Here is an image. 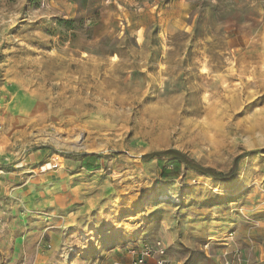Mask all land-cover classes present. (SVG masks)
Listing matches in <instances>:
<instances>
[{
    "label": "rangeland",
    "instance_id": "rangeland-1",
    "mask_svg": "<svg viewBox=\"0 0 264 264\" xmlns=\"http://www.w3.org/2000/svg\"><path fill=\"white\" fill-rule=\"evenodd\" d=\"M143 244L264 264V0H0V264Z\"/></svg>",
    "mask_w": 264,
    "mask_h": 264
},
{
    "label": "built area",
    "instance_id": "built-area-1",
    "mask_svg": "<svg viewBox=\"0 0 264 264\" xmlns=\"http://www.w3.org/2000/svg\"><path fill=\"white\" fill-rule=\"evenodd\" d=\"M232 235V233H230ZM128 253L132 258L133 264H163L164 260L159 258L154 263H150L149 259L152 258L154 251L148 244H143L140 247H130ZM159 254H164V249L159 250Z\"/></svg>",
    "mask_w": 264,
    "mask_h": 264
},
{
    "label": "water",
    "instance_id": "water-1",
    "mask_svg": "<svg viewBox=\"0 0 264 264\" xmlns=\"http://www.w3.org/2000/svg\"><path fill=\"white\" fill-rule=\"evenodd\" d=\"M93 153H97V152H85V154H93ZM158 155H166V156L173 157L175 159L183 161L184 163H186L187 165L193 167L196 170H199V171H201L203 173H207V168H204L200 164L192 161L183 152H181L179 150H176V149H172V148L165 149V150H162V151L142 154V155H140V157L141 158H152V157L158 156ZM131 156H133V155H131Z\"/></svg>",
    "mask_w": 264,
    "mask_h": 264
},
{
    "label": "trees",
    "instance_id": "trees-1",
    "mask_svg": "<svg viewBox=\"0 0 264 264\" xmlns=\"http://www.w3.org/2000/svg\"><path fill=\"white\" fill-rule=\"evenodd\" d=\"M237 169H238V164L235 163V165L232 168V170L229 173H227V174L217 173L216 171H214L212 169H209V168H207V174H210L213 177L218 178V179L229 181V180H232L235 177Z\"/></svg>",
    "mask_w": 264,
    "mask_h": 264
},
{
    "label": "crops",
    "instance_id": "crops-1",
    "mask_svg": "<svg viewBox=\"0 0 264 264\" xmlns=\"http://www.w3.org/2000/svg\"><path fill=\"white\" fill-rule=\"evenodd\" d=\"M59 188H60V186L53 187V188H51V189L49 190L50 192H46V191H45V192L43 193V195L47 194V195L51 196V193H52V195H54V193L56 194V193L58 192ZM58 193H59V192H58ZM41 207L44 208L43 210H48V211L50 212V215H49V216H52V215H51L52 211H55V209L53 210V207H54V206L51 205V199H50V202H49V201H45V202L42 204Z\"/></svg>",
    "mask_w": 264,
    "mask_h": 264
},
{
    "label": "bare ground",
    "instance_id": "bare-ground-1",
    "mask_svg": "<svg viewBox=\"0 0 264 264\" xmlns=\"http://www.w3.org/2000/svg\"><path fill=\"white\" fill-rule=\"evenodd\" d=\"M79 146V145H78ZM155 196L156 195H152V196H150V197H148L146 200H144V201H146L147 203H150V202H152V201H154L155 200Z\"/></svg>",
    "mask_w": 264,
    "mask_h": 264
}]
</instances>
